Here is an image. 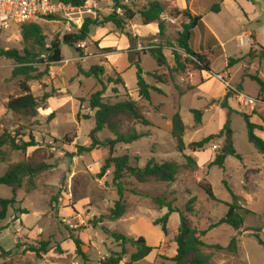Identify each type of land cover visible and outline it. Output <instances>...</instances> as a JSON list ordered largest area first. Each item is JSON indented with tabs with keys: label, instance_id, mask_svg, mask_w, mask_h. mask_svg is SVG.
Returning <instances> with one entry per match:
<instances>
[{
	"label": "rangeland",
	"instance_id": "374dc122",
	"mask_svg": "<svg viewBox=\"0 0 264 264\" xmlns=\"http://www.w3.org/2000/svg\"><path fill=\"white\" fill-rule=\"evenodd\" d=\"M153 1L160 2L164 7L162 19L167 28L165 38L160 39L157 24L144 26L137 15L128 22L124 33L112 25L95 28L90 38L77 46L80 48L79 52L62 44L64 61L54 66L50 75L41 82L30 84L35 97L40 98L45 93L54 96L53 100L48 101V110H41L36 119H26L7 111L8 99L21 96L22 92L19 88L20 80L12 78L15 63L4 57L0 58V126L11 132L28 128L27 133L32 132L39 144V154L45 156L46 163L50 166L48 171L38 177L35 189L24 184L17 192L18 204L9 210L7 219L0 226V247L6 252L0 253V264H102L112 253L121 250L120 245L103 228L135 240L143 237L151 247L158 245L162 234L166 239L156 250L158 260H166L177 253L175 238L180 227L179 214L171 215L168 236L162 233L160 226L156 230L151 229L146 222L153 224L168 212L167 209L161 211L152 203L151 198H161L183 212L187 203L196 198L195 212L189 219L199 232L207 231L225 217L228 204L232 203L231 195L223 183L224 179L234 194L241 198V206L252 214L245 216L244 228L240 233L224 225L201 236L207 246L204 253L211 257L212 264H264V246L256 237L259 236L264 241V154L259 153L248 142L246 124L240 115L253 106L250 97H254L259 91L258 86L248 80L245 83L246 95L240 92L244 79L257 73L264 79V62L258 58L253 61L247 59L251 49L258 57H264V0H229L225 7L224 0H130L125 4L139 12ZM217 7L219 11L224 7L221 14L212 12ZM114 10L113 0H89L84 8L68 10L56 20L34 22L42 27L47 36L46 44L50 45L55 39L62 40L64 35L76 33L85 19L102 20ZM185 10L194 16H200L210 29L204 25L205 27L195 30L191 43L195 52L221 53V48L212 39V30L219 31L221 38L227 43L226 55L213 63L210 73L203 75L193 65H189L185 73L173 72L171 76L168 69L159 70L148 54L156 45L164 46L163 52L169 66L175 68L172 49L168 44L176 45L183 25L188 23L185 15L178 14ZM20 26L12 25L0 31V49L23 52L26 44L23 42ZM252 29L256 30L258 42ZM127 32L134 37L132 46L125 36ZM175 48L184 56L182 51ZM230 57L243 61L229 68V73H226L227 58ZM208 58L211 59V55ZM136 63L140 64L145 74L157 71L158 75H165L169 80V85L164 86L156 83L152 77H146L148 84L163 91V95L153 92L150 103L138 97L136 68L133 66ZM95 66L103 67L104 75L107 76L104 101H138L144 108L150 126L136 127L138 132L148 135L136 143L119 144L112 152L106 148L80 156L78 147H88L91 144L89 134L95 128V111L90 108L89 100L101 86L94 78L80 75L78 69L80 67L87 72ZM39 69L43 71L45 67L41 66ZM199 75L204 76L202 82L214 79L206 87V91L213 95L222 92L221 84L226 91L232 92L216 75L226 77L230 86L238 91L236 95L231 93L229 96L237 102L241 113L232 98L231 110L233 108L237 112H224L227 111L225 120L228 118L230 121L227 136L237 153L242 155V161L228 157L225 172L218 167H209L212 162V144L196 155L188 151L180 154L172 137V118L177 112H180L184 124L189 127L184 138L186 145L216 135L222 130V106L227 101L219 102L214 107L212 100L203 99L193 85L200 82ZM119 79L124 81L125 87L116 84ZM191 110H202L204 113L202 127L198 131L192 127L194 117ZM53 112L55 116L49 120ZM97 137L102 142L112 138L107 131L99 133ZM36 150L37 148H30L26 154L11 152L8 160L0 163V177L11 164L26 160ZM185 155L196 156V168L191 170L185 167ZM122 156L129 157L132 167L143 168L149 160L154 159L157 163L175 162L181 169L172 184H139L134 178H125L122 201L127 211L120 220L111 222L108 220L110 210L120 200L113 184L114 168L103 177L100 174L107 160ZM208 186L215 199L209 198L202 188ZM11 198V189L0 185V199ZM94 221H101L97 228L92 225ZM246 230L250 231L245 232ZM237 234L238 252L233 254L226 249ZM71 235L83 241L82 250L89 262H84L76 255ZM42 243H49L47 253L36 255L30 251L32 247L39 248ZM126 249L123 262H129L131 255L136 252L130 245ZM153 258L150 257V264H154Z\"/></svg>",
	"mask_w": 264,
	"mask_h": 264
},
{
	"label": "trees",
	"instance_id": "16d2710c",
	"mask_svg": "<svg viewBox=\"0 0 264 264\" xmlns=\"http://www.w3.org/2000/svg\"><path fill=\"white\" fill-rule=\"evenodd\" d=\"M88 1L89 0H62L64 4L78 9L84 8ZM129 1L130 0H113L115 10L111 15L102 20L98 18H87L76 33L66 34L63 36L62 40L55 39L50 45L46 44L47 36L43 33L42 27L39 24L32 22L21 25V36L23 42L26 44L23 52L19 50L5 51L0 49V58L4 57L15 63V67L12 71V78L20 80L19 88L22 92L21 96L10 97L8 99L6 104L7 111L26 119H36L41 110H48V101L54 98V96L45 93L40 98L35 97L32 93L31 82H41L45 77L50 75L54 66L64 61L62 44L75 48L79 52L80 48H77V46L86 42L95 28H104L105 26L112 25L116 30L124 33L128 22L139 15L144 26L157 24L159 30L158 35L160 39H164L167 28L165 21L162 19L164 14L163 5L158 1H153L141 11L135 12L130 6L125 4ZM212 12L215 14L220 13L218 7L213 8ZM178 14L185 15L188 19V23L183 25V31L179 35L176 45L168 44V47L172 49L175 68H170L168 60L163 52L164 46L156 45L153 49L148 51V54H150L152 59L156 62L159 70L168 69L171 76L173 72L185 73L189 65H193L195 70L201 73H210L213 63L219 58L220 54L213 51L198 53L195 52L191 46L195 30L198 27H205L202 18L192 15L188 10L178 12ZM44 19L53 21L56 20L57 17L51 16ZM125 36L132 46L135 42L133 35L127 32ZM175 47L182 51L184 56L180 55ZM37 49H39V51H36ZM262 50L264 52V48H262ZM208 55H211V59L208 58ZM257 58L260 61L264 59V57H258L251 49L247 54V59L253 61ZM242 61L243 59L230 58L227 68H232ZM41 66L45 67L43 71L39 69ZM133 66L136 68L137 92L140 99L150 103L153 92L163 95L161 89L147 83L146 77H152L156 83L167 86L169 85V80L165 75H158L157 71L145 74L139 63ZM78 70L80 75L85 78H94L101 86V89L92 94L89 100L90 108L95 111V128L89 134L91 144L88 147H78V155L81 156L85 153H91L94 150L106 148L112 152L119 144L131 145L148 137L147 134L136 130L137 126H150V122L144 114V108L138 101L133 99H127L117 103L104 101V95L107 91L105 83L107 76L104 75L103 67L95 66L87 72L83 71L80 67ZM199 78V83H193L196 89L200 84L204 83L200 75ZM248 78L258 86L260 99L264 101V79L260 77L259 73L249 75ZM110 83H113V81L110 80ZM116 84H121L125 87V83L122 79H119ZM241 91L240 89V92ZM182 94L181 92V95ZM222 108L228 110V114L232 112L227 104L223 105ZM191 114L194 117V126L192 127L195 131H198L202 127L204 113L202 110H191ZM240 115L246 124L248 142L259 153L264 154V141L256 135V132L262 131L263 128L252 123L251 116L245 113H241ZM54 116L55 113L53 112L49 116V120H52ZM229 123L230 121L227 118L223 129L218 134L186 145L184 138L189 127L184 124L180 112H177L172 118V137L175 140L177 150L180 154H184L185 151H188L192 155L204 152L211 144L225 138L221 148L215 151L214 160L209 166L218 167L225 172L226 160L228 157H235L242 161V156L237 153L233 142L227 136ZM27 131H29L28 128H20L15 132H11L0 126V163H5L11 152L26 154L30 148H37L36 152L31 157L19 163L11 164L5 174L0 177V185L10 188L12 192L11 199H0V226L7 219L9 210L13 209L14 206L18 204L17 192L22 189L23 185L26 184L30 189H35L38 177L50 169V166L46 163L47 159L45 156L40 155L38 152L39 144L33 133H27ZM103 131L109 132L112 138L103 142L100 141L97 135ZM184 158L187 161L185 165L186 168L191 170L196 168V158L191 155H185ZM112 167L114 168L113 184L116 186L120 200L116 202L114 207L110 210L108 220L111 222L120 220L127 211V207L122 201L125 193L123 185V180L125 178H134L139 184L152 182L172 184L175 183L181 169L180 165L175 162L157 163L154 159L149 160L143 168L132 167L129 157L122 156L117 158L111 157L107 160L100 175L102 177L105 176ZM223 183L231 195L232 203L228 204V212L225 217L216 225L210 226L207 231L199 232L192 226L189 219V216L195 212L196 198L191 199L187 203L184 212L174 208L171 203H167L161 198H151L152 203L157 205L159 209L168 210L167 214L153 223L154 226L161 227V231L165 236H168L169 233L168 223L171 215L175 213L179 214L180 227L175 238L177 253L172 259L174 264H212L211 257L204 253V248L207 246L201 240V236H205L208 231H212L224 225L230 226L237 233H240L244 228L245 216L252 214V212L241 206V198L234 194L232 189L228 186L226 179L223 180ZM202 188L209 198L215 199L211 187ZM22 214H25V212H22ZM99 223H101V221H94L92 225L97 228ZM103 231L120 245L121 250L120 252L112 253L102 264H121L124 256L127 254V245L134 247L136 252L131 255L130 261L125 264L139 263L155 250L148 246L146 240L142 237L135 240L119 233H111L106 228H103ZM248 231L250 230H246L245 232ZM238 236L237 234L233 237L226 249L230 253L237 254L238 252ZM256 237L260 244L264 246V241H262L259 236ZM71 240L76 247V255L81 257L84 262H89L87 255L82 250L84 246L83 241L74 235H71ZM48 247L49 243H42L39 248L32 247L30 251L36 255H40L41 253H47ZM0 253L4 254L6 252L0 247Z\"/></svg>",
	"mask_w": 264,
	"mask_h": 264
},
{
	"label": "crops",
	"instance_id": "0c3cea01",
	"mask_svg": "<svg viewBox=\"0 0 264 264\" xmlns=\"http://www.w3.org/2000/svg\"><path fill=\"white\" fill-rule=\"evenodd\" d=\"M229 0H224V7L226 6V2H228ZM224 7L222 8V10L220 11V13H218V14H221L222 13V11H223V9H224ZM203 23H204V25L207 27V29H209L208 28V26H207V24L205 23V21L203 20ZM151 26V25H150ZM210 30V29H209ZM252 31H254L255 32V36H256V30H253L252 29ZM212 39L214 40V42H215V44L216 45H218L220 48H221V53H220V58L221 57H224L225 55H226V45H227V43H226V41L224 40V39H222L221 38V36H220V32L219 31H214V30H212ZM241 36V35H240ZM256 40H257V36H256ZM257 42H258V40H257ZM235 57V56H234ZM231 58V57H230ZM228 59L229 58H227V64H228ZM216 62V61H215ZM264 62V59L262 60V63ZM213 68V67H212ZM225 69H227L226 70V73H229V69L227 68V65L225 66ZM259 70H260V68H259ZM259 72V71H258ZM206 72H203L202 74L204 75ZM203 75H200V77H204ZM214 79H211V80H207V81H205L204 83H202V84H200L198 87H197V92L200 94V96L201 97H203V99H205V100H212V103H213V106L214 107H217V105H218V103L219 102H224V100H226L227 101V106L231 109V106H230V102H231V96H229L230 95V93L228 92V91H226V89L223 87V85L221 84V87H222V92L220 93V94H216V95H213L212 93H209L208 91H206V87L210 84V82L211 81H213ZM248 80H250L249 78H248V76L244 79V81H243V83H242V92L246 95V90H245V83L248 81ZM251 81V80H250ZM160 89V88H159ZM251 98V101L253 102V106H251V107H249V110H248V112H245V114H247V115H249V116H251L252 118H251V121H252V123H254V124H256V125H258V126H261L263 129H262V131H257L256 132V135L258 136V137H260L263 141H264V101H262L261 99H260V96H259V91L254 95V97H250ZM233 99V98H232ZM51 100H53V99H51ZM234 100V99H233ZM234 103H236L237 104V102L234 100ZM237 106H238V109L240 110V107H239V105L237 104ZM222 110V109H221ZM220 110V111H221ZM224 110H226V109H223V111H222V113H223V115H222V118H223V120H222V123H223V126H221L220 125V127H222V129H223V127H224V124H225V122H226V120H225V114H227V111L226 112H224ZM232 110L234 111V112H237V110H235V109H233L232 108ZM238 112H240L241 113V110L240 111H238ZM257 112V113H256ZM225 120V121H224ZM222 144H223V142H222V140H220V141H217V142H214L213 144H212V156H211V159H212V161L214 160V157H215V151L217 150V149H219V148H221V146H222ZM196 154H198V153H196ZM196 154H194V155H196ZM242 156V155H241ZM194 157H196V156H194ZM257 167H260L261 169H263V167H261V166H259V165H257ZM161 211H163V210H161ZM160 211V212H161ZM162 213V212H161ZM163 214V213H162ZM148 225H149V227L151 228V229H158L157 227H155L152 223H150L149 224V222H146ZM155 229V230H156ZM138 236V235H137ZM139 236H141V234H139ZM141 238V237H140ZM143 238V237H142ZM145 239V238H144ZM166 239V237L164 238V236H162V234H160V239L158 240L159 242H158V245H155L156 247H152V248H154L155 250L146 258V259H144L143 261H141V262H139V263H136V264H150L151 262H150V257L152 256V258H153V262H154V264L155 263H157V262H162V263H166V262H172L171 261V259H173L174 257H175V255L176 254H174V255H172V256H169V258H166V260H162V261H160V260H158V256H157V250H156V248H159L160 247V245L164 242V240ZM146 243H147V245L149 246V244H148V242L146 241ZM152 246H154V245H152ZM151 247V246H150ZM177 252V251H176ZM153 254V255H152ZM127 261H124V262H122L121 264H125Z\"/></svg>",
	"mask_w": 264,
	"mask_h": 264
},
{
	"label": "built area",
	"instance_id": "2783aa9c",
	"mask_svg": "<svg viewBox=\"0 0 264 264\" xmlns=\"http://www.w3.org/2000/svg\"><path fill=\"white\" fill-rule=\"evenodd\" d=\"M75 9L78 8L66 5L62 0H0V31L12 25L28 24L51 16L58 17L68 10ZM216 77L232 91L230 94L238 93L230 86L226 77Z\"/></svg>",
	"mask_w": 264,
	"mask_h": 264
}]
</instances>
